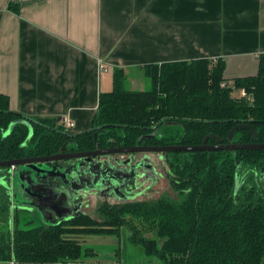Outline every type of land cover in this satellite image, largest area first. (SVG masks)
<instances>
[{"label": "trees", "instance_id": "trees-1", "mask_svg": "<svg viewBox=\"0 0 264 264\" xmlns=\"http://www.w3.org/2000/svg\"><path fill=\"white\" fill-rule=\"evenodd\" d=\"M258 63L256 75L232 81L223 78L221 58L149 64L146 90L128 89L125 71L114 68L112 90L99 93L91 128L75 134L55 119L11 110L0 93V161L49 156L67 142L71 150H92L95 131L99 148L199 145L209 134L228 143L230 129L247 124L256 136L242 128L230 142L264 143V53ZM240 89L246 96L234 94ZM164 160L175 198L103 201L98 218L83 213L28 228L17 210L12 229L0 231V264H76L87 250L75 235L117 236L123 228L129 243L163 264H264V148L174 151ZM0 198L5 218L3 191Z\"/></svg>", "mask_w": 264, "mask_h": 264}, {"label": "crops", "instance_id": "crops-1", "mask_svg": "<svg viewBox=\"0 0 264 264\" xmlns=\"http://www.w3.org/2000/svg\"><path fill=\"white\" fill-rule=\"evenodd\" d=\"M261 53L264 0H0V93L11 110L30 117L60 124L67 114L71 134L91 128L99 93L112 90L114 68L135 83L149 64L221 58L223 78L232 81L256 75ZM98 59L107 71L99 70ZM22 198L20 205L34 200L26 192ZM1 221L13 220L0 214ZM126 231L120 234L129 244ZM104 236L116 235H75L87 250L76 264H163L137 245L120 249Z\"/></svg>", "mask_w": 264, "mask_h": 264}, {"label": "water", "instance_id": "water-1", "mask_svg": "<svg viewBox=\"0 0 264 264\" xmlns=\"http://www.w3.org/2000/svg\"><path fill=\"white\" fill-rule=\"evenodd\" d=\"M242 128L249 129L253 137L256 136V131L251 126L237 124L228 133V143H223L221 139L209 134L199 145L138 144L107 148H99L98 132L95 131L92 150H68L67 142L57 153L49 156L0 161V168L7 167L4 175L0 177V188L8 197L9 192H15L14 195L20 198L22 193H29L34 199L33 202L20 205L16 197L15 207L26 208L44 215L45 218H51V224L59 223L83 214L82 207L88 204L87 201L92 196L119 202L133 198L134 195L131 194L139 192L137 188H140L142 178L147 180L151 176L156 179L161 175L156 167L158 164L165 166L164 158L168 152L264 148V143L230 142L233 133ZM208 138H214L215 142L207 143ZM148 187L150 184L145 188Z\"/></svg>", "mask_w": 264, "mask_h": 264}, {"label": "rangeland", "instance_id": "rangeland-1", "mask_svg": "<svg viewBox=\"0 0 264 264\" xmlns=\"http://www.w3.org/2000/svg\"><path fill=\"white\" fill-rule=\"evenodd\" d=\"M133 71L134 72L136 71L135 73L138 72L137 70H133ZM129 78H133L132 71L129 72ZM134 80H136L135 83L133 81H131V79H128L126 81V87L128 89H131V90H146V89L150 88L149 80H148L147 77H145L143 75L142 72H140V75H138V77L134 78ZM234 94L236 95V93H234ZM40 166H42V165H40ZM20 168H23V166L20 167ZM167 170L169 171V167L165 163V166H163V168L159 167V172H161V176L158 177L157 179H152L151 176H149L147 180L142 178L141 182H140L141 186H140V188H137V192L138 191L139 192L135 194L138 197L137 199L138 200L139 199L143 200V199L155 198V197H158L159 195H161L162 193H167L170 197L175 198L177 196V194L170 187V185L168 183V180L166 178V175H165ZM15 180H17V176L15 177ZM238 181H239V179H238ZM147 184H150V187L145 188ZM148 190L151 191L150 194H147ZM14 194H15V192H12V194H10V192H9L10 196L7 197V198H11L12 199V203L16 204V202H15L16 197L17 198H20V197L19 196H15ZM94 199H96V201H97V198L93 196L91 198V202H92V200L94 201ZM101 203H102V201L97 202L96 207L94 209L93 208H88L87 212L91 213V215L94 216L95 218L100 217L98 212H97V207ZM19 215H20V218H21L20 226H22V227H27L28 228V227H33V226H38V225L50 223V220L46 219L44 215H41V214H38V213L36 214V213H32V212L27 213V212H24V211H20ZM2 222L3 221H1V223ZM7 223H8L7 221L5 222V224L2 223L0 225V230H3V227H4L5 230L8 229V224ZM10 224H11V222H10ZM126 233H128V231H126ZM114 237H116V238H114ZM100 239H102V238H100ZM103 239L105 240L106 243L110 242V245L113 242L112 239H115L116 240L115 246L119 247L120 249L123 247V244L126 242L125 238H123V237L121 238V234L119 236H113V237L112 236H104ZM126 243H127L126 244L127 247H130V243L129 244H128V242H126ZM109 248L111 250L112 246H110ZM138 248L140 249V246H137V249ZM141 255L145 256L143 252H141Z\"/></svg>", "mask_w": 264, "mask_h": 264}, {"label": "built area", "instance_id": "built-area-1", "mask_svg": "<svg viewBox=\"0 0 264 264\" xmlns=\"http://www.w3.org/2000/svg\"><path fill=\"white\" fill-rule=\"evenodd\" d=\"M97 63H98L99 70L107 71L108 68L105 66L102 59H98ZM231 84H232V82H222L221 86H226V85H231ZM238 94L240 97L246 96V92L244 89H240L238 91ZM60 124L64 127L65 131H68L69 129H71L74 126V122L72 121V119L67 114L61 116ZM11 168H13V166Z\"/></svg>", "mask_w": 264, "mask_h": 264}, {"label": "flooded vegetation", "instance_id": "flooded-vegetation-1", "mask_svg": "<svg viewBox=\"0 0 264 264\" xmlns=\"http://www.w3.org/2000/svg\"><path fill=\"white\" fill-rule=\"evenodd\" d=\"M68 150H71V149H68ZM74 151V150H73ZM159 167H161V168H163V166L162 165H157V167H156V169L158 170V172H159ZM160 174H161V172H159ZM161 175H159L158 177H160ZM157 177V176H156ZM157 179V178H156ZM131 195H135L134 193L133 194H131ZM6 196V195H5ZM22 196H23V193H22ZM94 197H96V196H94ZM22 198V197H21ZM21 198H18L19 199V202H21L22 201V199ZM97 198V197H96ZM97 199H99V198H97ZM0 200H1V198H0ZM109 200H111V199H103V201H109ZM90 201L91 200H89V202L87 201V203L89 204L90 203ZM102 201V202H103ZM0 202H2V201H0ZM119 202V201H118ZM4 203L7 205V211H8V214L10 215V217H11V221L13 220V217H14V215H15V213L17 212V210L18 209H12L13 211H9V205H13V203H12V199L11 198H7V196H6V198H5V200H4ZM18 204V203H17ZM87 204V205H88ZM86 205V206H87ZM86 206H84V207H86ZM83 208V207H82ZM85 213V212H84ZM12 227H13V221L11 222V224L10 225H8V229L7 230H9V229H12Z\"/></svg>", "mask_w": 264, "mask_h": 264}]
</instances>
